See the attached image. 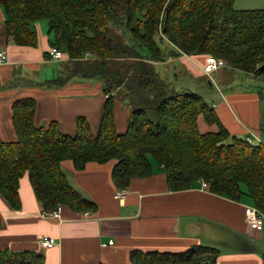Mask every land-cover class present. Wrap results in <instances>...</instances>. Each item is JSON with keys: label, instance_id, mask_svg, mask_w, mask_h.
<instances>
[{"label": "trees", "instance_id": "obj_1", "mask_svg": "<svg viewBox=\"0 0 264 264\" xmlns=\"http://www.w3.org/2000/svg\"><path fill=\"white\" fill-rule=\"evenodd\" d=\"M235 2L0 0L7 44L35 49L39 37L34 23L46 19L53 36L50 50H65L64 71L49 84L96 80L106 96L97 132L79 117L73 136L63 133L56 121L37 125L33 97L13 102L17 139L0 137V195L8 207L21 209L20 180L28 174L43 212L67 208L74 214L96 213L97 204L71 186L61 163L71 160L75 170L82 171L90 162L114 160L111 175L118 191L160 169L170 191L187 190L201 180L210 192L233 201L249 196L264 215V144L231 134L201 95L176 89L155 66L181 54L215 56L239 72L264 78V9L238 10ZM163 43L173 46L167 54ZM116 99L130 110L124 132L117 129ZM199 116L218 130L201 132ZM219 253L216 247L194 244L177 254L133 250L130 261L210 264ZM44 262L38 251H0V264Z\"/></svg>", "mask_w": 264, "mask_h": 264}, {"label": "crops", "instance_id": "obj_2", "mask_svg": "<svg viewBox=\"0 0 264 264\" xmlns=\"http://www.w3.org/2000/svg\"><path fill=\"white\" fill-rule=\"evenodd\" d=\"M239 2H235L236 9L246 10ZM4 22L5 13L0 6V51H6L7 56V61L0 64V137L4 141L17 139L12 104L23 97L36 100L35 122L39 126L56 121L63 133L73 136L77 119L85 117L97 132L106 98L103 84L82 79H74L62 87L49 84L57 78L56 65L61 64L45 56L51 48L49 34L43 35L40 24H36L38 47L19 48L6 43ZM62 54L67 60V54ZM186 57L181 54L173 58L191 63ZM173 58L165 62H172ZM205 60L204 55L192 59L195 66L205 65ZM14 65H20L15 75L19 80L31 70L29 66L38 69L32 87H25L20 80L17 88H2L7 85V74ZM198 71L204 73L203 68ZM218 100L213 108L231 134L264 144V113L254 98L221 91ZM115 114L117 129L124 132L130 110L118 99ZM198 125L201 132L218 130L216 125H208L203 116H199ZM114 165V160L105 164L90 162L84 170L77 171L71 160L61 163L71 186L97 204L98 211L93 214H74L60 208L58 217L44 216L28 174L22 177L20 210H11L0 195V251H38L45 256L44 264H131L133 250L177 254L194 244H202L219 249L216 261L210 264H264V227L257 231L245 221V208L255 207L249 196L233 201L203 189L201 180L187 190L170 191L164 173L156 169L149 178L133 180L126 195L120 198L111 175ZM42 237H49L54 246L41 247ZM110 240L113 245L103 246Z\"/></svg>", "mask_w": 264, "mask_h": 264}, {"label": "rangeland", "instance_id": "obj_3", "mask_svg": "<svg viewBox=\"0 0 264 264\" xmlns=\"http://www.w3.org/2000/svg\"><path fill=\"white\" fill-rule=\"evenodd\" d=\"M245 8L243 9H264V0H240L239 2ZM240 7V5H238ZM48 21L46 19L37 21L34 23L40 24L42 28L41 33L47 35ZM40 32V31H39ZM52 34L49 35V38H52ZM162 50L165 54L168 52V47L166 43L161 44ZM63 50L62 52H64ZM66 53V52H64ZM186 55V54H184ZM186 57L191 63H184L181 60L173 58L172 62H162L160 66H156L157 71L160 73L161 77L167 82L172 84L176 89L192 91L201 95L205 101L213 107L217 103L219 93L224 91L226 94L233 95L234 93H240L242 96H248L254 98L258 106H262V113H264V80H257L253 74H248L231 67L221 68L218 71L212 72L211 76L200 74L198 70L203 68L204 63H200L199 66H195L192 59L196 55H187ZM192 58V59H191ZM166 61H169L167 58ZM61 64H57L58 68L57 77L59 71H64V66L62 63L64 60L59 61ZM190 65V67L188 65ZM20 65H14L11 72L7 74L9 76L8 83L3 89H13L20 86V80L25 83V87H32L33 79L38 75V69L35 66H29L30 71L25 74L24 78L20 80L15 77L17 69ZM22 68V67H21ZM198 68V69H197ZM57 71V70H56ZM42 71H40L41 73ZM39 73V74H40ZM122 97V94H120ZM124 95V92H123ZM214 104V105H213ZM127 107V106H126ZM261 110V109H260ZM149 117L156 122L157 118L153 111L148 112ZM264 118V115H263ZM264 125V123H263Z\"/></svg>", "mask_w": 264, "mask_h": 264}, {"label": "built area", "instance_id": "obj_4", "mask_svg": "<svg viewBox=\"0 0 264 264\" xmlns=\"http://www.w3.org/2000/svg\"><path fill=\"white\" fill-rule=\"evenodd\" d=\"M50 55L53 60L61 61L64 60L63 54L61 51L57 50L56 48H52L50 50ZM7 61L6 51H0V64H3ZM228 67L226 60L224 61L221 58L215 56H206L205 65L203 66V74L207 76H211L212 72L218 71L221 68ZM247 141L252 143L253 140L247 138ZM202 182L203 189L209 190V185L206 182ZM127 189L119 190L117 196L122 198L126 195ZM61 209L59 208L58 211L54 213H45L42 214L44 216H56L60 215ZM245 221L250 228H254L257 231H261L264 227V215L258 211L256 207H246L245 208ZM40 245L43 248H51L54 246V243L51 241L49 237H42L40 239ZM114 241L110 240L107 244H103V246L113 245Z\"/></svg>", "mask_w": 264, "mask_h": 264}]
</instances>
